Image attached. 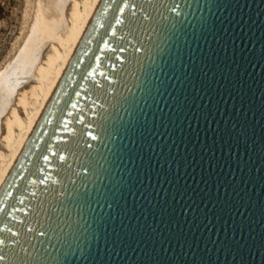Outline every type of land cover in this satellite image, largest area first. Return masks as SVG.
<instances>
[{
    "label": "water",
    "instance_id": "water-1",
    "mask_svg": "<svg viewBox=\"0 0 264 264\" xmlns=\"http://www.w3.org/2000/svg\"><path fill=\"white\" fill-rule=\"evenodd\" d=\"M0 241V264H264V0H101Z\"/></svg>",
    "mask_w": 264,
    "mask_h": 264
},
{
    "label": "bare ground",
    "instance_id": "bare-ground-1",
    "mask_svg": "<svg viewBox=\"0 0 264 264\" xmlns=\"http://www.w3.org/2000/svg\"><path fill=\"white\" fill-rule=\"evenodd\" d=\"M79 1L74 0L73 7L71 8L68 32L65 36L56 34L58 44H51V53L36 68L37 82L31 84L29 86L30 88H25L19 93L16 102L11 106L10 113L4 122L6 132L2 137V141L9 152L5 153L0 151V189L15 162L16 156L27 134L56 86L101 0H83L82 7L80 4L82 0ZM41 2V18H37L36 24L38 29L36 30V27L32 30L33 36L35 39L36 36L39 37L42 34L46 37L52 36L53 39L55 37V29L61 23L63 15L58 6V0H41ZM64 27H66L65 24ZM28 52L29 49L26 48L22 51L19 58L20 62H23L27 68L31 67L30 64L34 60L32 59L34 56L33 50L31 54H28ZM1 83L0 102L2 106L0 112H5L8 105L12 104L13 97L9 86L5 83V79L1 78ZM21 111L26 113V117H22Z\"/></svg>",
    "mask_w": 264,
    "mask_h": 264
},
{
    "label": "rangeland",
    "instance_id": "rangeland-1",
    "mask_svg": "<svg viewBox=\"0 0 264 264\" xmlns=\"http://www.w3.org/2000/svg\"><path fill=\"white\" fill-rule=\"evenodd\" d=\"M72 1L58 0L63 18L55 29V37L52 39V36L46 37L41 34L34 39L32 30L36 27V30L38 29L36 22L38 17L41 18V0H0V84H2L1 78L5 79V83L9 86L13 97L12 104L8 105L5 112H0V144H2L0 145V151L9 152L2 141V137L6 132L4 122L10 113L11 106L16 102L22 90L30 88L31 84L37 82L36 68L51 53V44H58L57 35L65 36L68 32L70 26L69 15L74 3V0ZM82 2L83 0L80 2L81 7ZM64 24L66 27H64ZM26 48L29 49L28 54H31L32 50L34 54L32 58L34 60L31 64L29 63L31 67L28 68L19 60L22 51ZM1 106L2 103L0 102V108ZM21 115L26 117L24 111H21Z\"/></svg>",
    "mask_w": 264,
    "mask_h": 264
},
{
    "label": "snow or ice",
    "instance_id": "snow-or-ice-1",
    "mask_svg": "<svg viewBox=\"0 0 264 264\" xmlns=\"http://www.w3.org/2000/svg\"><path fill=\"white\" fill-rule=\"evenodd\" d=\"M0 243H2V241H0ZM0 259H2V257H0Z\"/></svg>",
    "mask_w": 264,
    "mask_h": 264
}]
</instances>
